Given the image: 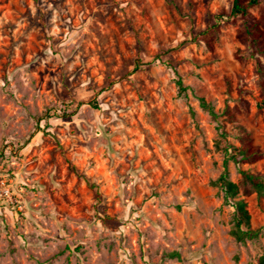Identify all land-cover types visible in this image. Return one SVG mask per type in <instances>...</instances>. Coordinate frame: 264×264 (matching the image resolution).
<instances>
[{"label": "rangeland", "instance_id": "1", "mask_svg": "<svg viewBox=\"0 0 264 264\" xmlns=\"http://www.w3.org/2000/svg\"><path fill=\"white\" fill-rule=\"evenodd\" d=\"M229 2L0 0V264H258L264 197L244 196L258 238L239 241L214 184L241 181L221 115L239 82L264 148L256 63L236 24L192 40Z\"/></svg>", "mask_w": 264, "mask_h": 264}, {"label": "trees", "instance_id": "2", "mask_svg": "<svg viewBox=\"0 0 264 264\" xmlns=\"http://www.w3.org/2000/svg\"><path fill=\"white\" fill-rule=\"evenodd\" d=\"M258 7L260 14H253L252 10ZM222 23H232L237 25L236 37L244 46L243 51L256 63V70L259 74V86L261 90V100L258 102L259 109H264V0H230L228 7L222 8L216 14L215 21L206 29L192 35V40H204L207 47L214 49L215 41L220 33ZM167 52H163L165 54ZM161 57V55H159ZM240 60L243 56H240ZM179 92L187 94V86L182 79L177 80ZM228 88L232 90V85L228 81ZM243 83L237 85L238 104L230 106L226 104L221 115L224 121L235 125L237 129V139L240 142L238 146L232 145L231 150H227V161L233 160L240 167L241 181L235 182L229 178L228 171L222 173L214 182L223 192L225 201L234 208V228L232 235L239 241L246 239L255 240L258 238V231L252 227V215L248 208V202L244 196H250L253 193L258 195L259 200L264 197V174L251 172L249 168L244 169V163L257 161L264 156V148L255 144L251 130L240 122L238 114L241 109L248 110L249 102L243 98ZM97 105L96 101H93ZM201 105L212 115L217 116L213 105L201 98ZM55 114L47 112L46 117L50 119ZM225 128V124L222 126ZM226 133V130H224ZM227 163V162H226ZM170 256H178V252H171ZM258 264H264V252L259 258Z\"/></svg>", "mask_w": 264, "mask_h": 264}]
</instances>
